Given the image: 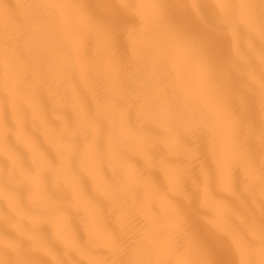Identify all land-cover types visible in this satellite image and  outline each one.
Listing matches in <instances>:
<instances>
[{"label": "snow or ice", "instance_id": "6c2138e0", "mask_svg": "<svg viewBox=\"0 0 264 264\" xmlns=\"http://www.w3.org/2000/svg\"><path fill=\"white\" fill-rule=\"evenodd\" d=\"M128 149L158 206L114 171L81 231ZM0 200V264H264V0H0Z\"/></svg>", "mask_w": 264, "mask_h": 264}, {"label": "bare ground", "instance_id": "6f19581e", "mask_svg": "<svg viewBox=\"0 0 264 264\" xmlns=\"http://www.w3.org/2000/svg\"><path fill=\"white\" fill-rule=\"evenodd\" d=\"M7 3H15L16 0H4ZM85 3H96L97 0H83ZM202 2H208V0H202ZM43 139V138H42ZM161 150L166 149L161 146ZM126 161H111L105 164V174L96 173L94 170L88 168H82L81 174L87 180V192L92 197L94 203H90L87 197H82L79 200L74 201L70 205L71 219L74 224L80 226L81 231H83L84 220H93L97 216H112L113 205L112 201L103 191V185L113 179L114 171L116 173H121L129 177V200L134 201L137 198H142L149 202L156 203L158 206V201H155V194L150 189L147 181L148 173L143 175L139 174L138 170L143 171L146 167V162L143 157L134 149L126 150ZM160 185H166L167 180L163 173L156 170H152L150 173ZM4 207L3 201L0 200V208ZM206 213L211 214L213 208L209 205L205 209ZM55 226L52 224L48 225L49 232L54 230ZM212 259L214 264H229L230 256L228 255L226 245L221 242H213L209 245ZM62 259L69 260L71 257L64 256ZM49 260L52 257H48Z\"/></svg>", "mask_w": 264, "mask_h": 264}]
</instances>
